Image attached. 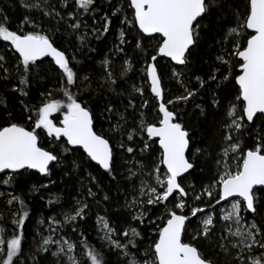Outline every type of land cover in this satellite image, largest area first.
Wrapping results in <instances>:
<instances>
[{
	"label": "snow or ice",
	"instance_id": "obj_1",
	"mask_svg": "<svg viewBox=\"0 0 264 264\" xmlns=\"http://www.w3.org/2000/svg\"><path fill=\"white\" fill-rule=\"evenodd\" d=\"M24 7L36 10L54 25L45 30L26 15L12 30L0 9V40L9 42L13 54H18L12 61L11 56L0 53L3 83L11 84L13 93L28 97L33 78L47 75L42 65L50 58L60 87L58 93L40 92L38 104L21 101L26 113L24 123L7 111L8 101L0 96V105L7 112L0 124V185H15L28 170L51 177L53 168L70 166L69 171L75 168L83 172L87 162H95L109 183L116 184L117 192L123 193L119 208L124 214L122 224L114 225L107 213L97 216L103 233L100 239L117 255L115 264H264V0H243V7L237 0H126L112 4L111 15H100L97 0H25ZM114 20L119 22L115 28L118 35L99 61L102 74L97 86L124 97V92L116 91L117 81L134 71L137 61L143 65L142 81L139 86H130L126 105L121 101L118 108L108 100L103 112L97 113L83 99L81 89L89 88L93 80L90 74H84L77 54H83L89 34L99 40L114 28ZM25 25H31V29L25 30ZM60 26L79 42L75 51L68 45L61 47L56 40ZM157 34L159 40L151 54L146 40ZM203 45L216 49V63L206 77L189 75L194 54ZM88 51L96 50L89 47ZM158 57L183 66L182 70L171 68V79L182 92L167 100ZM116 58L122 59L119 73L113 69ZM237 68L238 74H234ZM145 87L158 102L153 122L144 112L149 104L143 99ZM230 87L234 92L229 93ZM209 92L213 111L220 109L224 94L234 99L224 106L217 134L210 142H201L203 146H195L197 141L179 105L192 103L200 116H206L205 106L195 101ZM136 96L142 100L139 105ZM55 113H61L62 119L54 120ZM105 115L109 120L116 117L110 131L119 140L97 129L95 121ZM38 130L51 138L49 147L41 146ZM253 131L252 143L245 144L244 139ZM157 141L158 156L153 149ZM77 149H82L86 157L80 163L68 160V154ZM197 157L201 158L199 163ZM208 161L213 167L211 182L197 190L189 177L197 167L203 171ZM84 179L87 184L81 181L74 205L59 214L62 218L51 216L39 221L47 222L48 235L41 236L32 255L33 264L43 253L56 258L55 264H109L104 251L79 231V223L85 221L90 210L89 198L99 204L97 194L107 185L102 186L90 171ZM44 187L47 185L33 184L31 191L39 192ZM7 195L5 206L16 207L9 209L10 229L0 215V264H24L25 222L31 209L23 195ZM205 197L209 201L206 204ZM102 199L111 202L112 198L104 192ZM199 204L203 206H196ZM192 218L198 219V226L189 231ZM139 225L154 228L157 236L143 254L139 245L145 237ZM66 228L73 233L79 231L80 239L63 235ZM201 241L209 251L202 249Z\"/></svg>",
	"mask_w": 264,
	"mask_h": 264
},
{
	"label": "trees",
	"instance_id": "obj_2",
	"mask_svg": "<svg viewBox=\"0 0 264 264\" xmlns=\"http://www.w3.org/2000/svg\"><path fill=\"white\" fill-rule=\"evenodd\" d=\"M126 2V0H97L99 5V12L102 15L104 12H108L111 15V6L115 3ZM237 2L243 7V0H237ZM25 0H0V9L7 15L9 26L12 30H16L18 26L22 23L26 15H30L35 18L38 22L41 23V26L48 30L53 27L54 22H50L47 18L42 17L39 12L32 9H26L24 7ZM128 16L131 18V11H128ZM99 19V17H97ZM88 24L92 25V20L88 19ZM99 27V24L96 25ZM119 27V22L114 20V28L99 40H96L94 37L89 34L88 45L83 49V54H77V60L81 61V65L84 69V74H90L93 80V83L89 88H82L81 92L83 99L88 101L90 106L97 112H103V107L108 100H111L112 104L116 107H121V101L126 105L127 103V93L131 90L130 86L132 84L140 85L142 81V75L140 69L143 67L138 61L135 63L134 71L128 73V76L125 79H120L117 81L116 91L124 92V97H116L107 89H101L97 85L100 81V76L102 74V69L99 64V61L102 60L106 53L109 52V49L116 42V36L118 33L115 31V28ZM31 25H25V30H30ZM135 35V31H133ZM56 40L60 43V46L65 45L69 46L70 51H75L79 47V42L76 40L75 36L70 35L64 26H60V32L56 33ZM131 39V37H129ZM159 40V35H156L154 39L146 40L147 47L149 52L152 53V49L155 47L157 41ZM94 48L95 52L88 51V48ZM126 51L131 53V48L126 47ZM0 53H6L12 57V61L15 60V56L18 54H13V50L9 46V42L0 40ZM217 52L214 47L211 45H203L200 49L197 50V53L194 54L193 63L190 65L189 75L193 73L196 75L205 76L215 65V56ZM158 67L162 71L163 79L165 80V98L166 100L171 98L173 95H179L182 92L181 86L173 79H171V68L176 67L178 70H182L183 66L174 65L169 59L164 57H158ZM121 58H116L113 69L114 72L119 73L121 71ZM44 69L47 70V75L40 79L39 77L33 78L31 84V91L28 97H22L19 93H13L11 91V84L3 83V77L0 76V96L5 97L8 101L7 111H11L13 116L17 121L24 123L26 113L24 112V104H38L39 93L47 90H56L59 91V76L52 65L50 58L45 60ZM234 74H238V68L234 69ZM14 75V74H13ZM185 83H188V80L185 79ZM192 86H195V82H192ZM74 91L76 89H73ZM234 92L233 88H229V93ZM225 98L222 99L221 107L219 110L213 111L210 107L211 94L205 93L202 95V98H197L196 103H201L205 106L207 112L206 116H200L199 110L195 109L192 103H189L187 106L179 105L185 111V122L192 129L193 138L197 141L195 146H203L204 144L211 141V138L217 134L218 122L220 120L221 114L223 113L224 106L231 100L234 99V96L231 94H224ZM57 98H60L57 95ZM137 105H139L142 100L139 96L135 97ZM149 101L148 107L144 109L145 115L150 122H153L157 119L158 112V102L155 101L150 91L145 87L144 97ZM7 118V112L4 109L3 105H0V124H2ZM133 117L131 115V110H129V119ZM53 119L59 121L62 119L61 113H55ZM116 122V117H113L111 120L108 119L107 115L97 119L95 121L97 129L102 131L107 136H112L114 140H119L120 137L110 131V128ZM259 124V122H257ZM41 140L43 141L41 146L49 147L51 138L47 137L43 132L38 130ZM255 135L253 131L252 135L244 139L245 144H251L252 139ZM63 143V140H61ZM153 149L159 153V144L158 141L153 145ZM76 159L78 163L82 160H86L85 154L82 149H77L73 153L68 154V160ZM201 158L197 157L198 163ZM70 166H61L52 169V176L47 177L41 175L40 173L32 170H28L23 178L17 181L13 186L0 185V191L6 193H13L23 195L24 199L27 201L28 207L31 209L30 218L25 222V241L23 244L24 255L21 257L24 264H33L32 255L36 252L40 242L37 235L38 224L41 219L47 220L48 217L57 216L61 217L59 214L65 210L71 208L75 203V198L77 194L81 191V181L87 184V180L84 177L87 175V172H92L98 177L101 181L102 186L104 187V192H107L108 195L112 198L111 202L103 201L102 197L104 192L97 194V199L100 201L97 204L91 198H89L90 210L85 221L79 223V231H82L87 237V240L90 244L95 245L96 248L101 249L105 253L106 259L109 261V264H115L117 260V255L113 250H109L107 246L99 240L96 233L95 218L99 213H107L110 221L114 225H120L124 222V214L119 211L120 204L123 203V193L117 192L116 184L109 183L107 177L104 175L102 170L94 162H87L85 164V170L81 172L79 169L72 168L69 171ZM123 172V168L120 169ZM212 163L208 161L204 170L201 171L200 167H197L195 171L192 172L189 180L195 185L201 186L203 183L211 181L212 178ZM3 176V175H2ZM49 180L54 181V183H49ZM35 184L37 186L46 184L47 187L40 188L39 192H32L31 186ZM123 187L127 188V183H123ZM93 191H96L93 187ZM7 194L0 196V215H2L4 226L6 228H11V217L9 209H13L16 206H5V201L7 200ZM59 197V202L56 203V198ZM53 200L54 203L49 205L48 201ZM119 201V203H117ZM156 211V210H154ZM251 216V215H250ZM252 217V216H251ZM253 218V217H252ZM259 217H257V222H259ZM193 219L191 220V224ZM142 234L144 235L143 243L140 246L141 254H143L144 248L148 244L152 243L153 240L157 238L154 228L147 227L145 225H139ZM119 227L117 231H119ZM65 232H70L69 228L64 230ZM79 231L73 233L71 237L74 240L80 239ZM200 246L203 250L209 251V247L201 241ZM222 259V257H221ZM56 258L52 257L50 253H43L38 256L36 264H55Z\"/></svg>",
	"mask_w": 264,
	"mask_h": 264
},
{
	"label": "rangeland",
	"instance_id": "obj_3",
	"mask_svg": "<svg viewBox=\"0 0 264 264\" xmlns=\"http://www.w3.org/2000/svg\"><path fill=\"white\" fill-rule=\"evenodd\" d=\"M139 86V85H138ZM173 96H176V95H173ZM172 96V97H173ZM159 155V153H157V156ZM212 174H213V167H212ZM190 181V180H189ZM191 182V181H190ZM211 182V181H210ZM210 182H207V183H203V185H207V184H209ZM191 183H193V182H191ZM196 187H197V190H199L200 189V186H198V185H196ZM1 192V191H0ZM4 193V192H3ZM5 194H8V193H6L5 192ZM6 197V199H8V195L7 196H5ZM209 201H208V198L207 197H205V198H203V203L204 204H206V203H208ZM213 203H214V201H213ZM223 203L224 202H221V205H223ZM196 206H203V204H199V205H196ZM209 211V209H207V208H205V212H208ZM105 215V213H99V214H97L96 215V218H95V225H96V233H97V235H98V238H99V240L100 241H102L101 239H100V237H101V235L103 234L102 232H100L99 231V225H98V222H97V216H104ZM199 215V214H198ZM57 217V216H56ZM57 218H62V217H57ZM249 220H251V218H249V217H247ZM193 219V223L191 224V226L189 227V231H191L192 229H195L197 226H198V219L197 218H192ZM48 224H47V222L45 223V224H38V229H37V235H38V237H39V242H41V236L42 235H44V236H47L48 235ZM70 230H71V228H69ZM63 235H66V236H68L69 238H71V239H73L72 237H71V235L73 234V232L72 231H70V232H63L62 233ZM74 240V239H73ZM103 242V241H102ZM104 243V242H103ZM55 249V246H53V250Z\"/></svg>",
	"mask_w": 264,
	"mask_h": 264
},
{
	"label": "water",
	"instance_id": "obj_4",
	"mask_svg": "<svg viewBox=\"0 0 264 264\" xmlns=\"http://www.w3.org/2000/svg\"><path fill=\"white\" fill-rule=\"evenodd\" d=\"M158 35V34H157ZM164 58H166V57H164ZM166 59H169L170 60V58H166ZM174 65H175V63L174 62H172ZM178 66V65H177ZM95 163V162H94ZM32 171H36V172H38L37 170H32ZM39 173V172H38ZM3 174H0V176H2ZM41 175H43V174H41ZM230 200H231V198H229Z\"/></svg>",
	"mask_w": 264,
	"mask_h": 264
},
{
	"label": "flooded vegetation",
	"instance_id": "obj_5",
	"mask_svg": "<svg viewBox=\"0 0 264 264\" xmlns=\"http://www.w3.org/2000/svg\"><path fill=\"white\" fill-rule=\"evenodd\" d=\"M248 217L252 219V217L250 215Z\"/></svg>",
	"mask_w": 264,
	"mask_h": 264
}]
</instances>
